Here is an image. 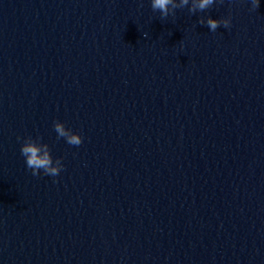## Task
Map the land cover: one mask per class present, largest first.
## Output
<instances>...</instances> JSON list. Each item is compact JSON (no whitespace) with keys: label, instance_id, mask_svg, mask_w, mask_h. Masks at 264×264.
<instances>
[{"label":"water","instance_id":"obj_1","mask_svg":"<svg viewBox=\"0 0 264 264\" xmlns=\"http://www.w3.org/2000/svg\"><path fill=\"white\" fill-rule=\"evenodd\" d=\"M0 264H264V0H0Z\"/></svg>","mask_w":264,"mask_h":264},{"label":"clouds","instance_id":"obj_2","mask_svg":"<svg viewBox=\"0 0 264 264\" xmlns=\"http://www.w3.org/2000/svg\"><path fill=\"white\" fill-rule=\"evenodd\" d=\"M215 2L216 0H180L177 4L176 0H151V8L153 11L158 10L161 18H167L170 14H174V10L178 7L189 6L190 11L197 12L210 8ZM260 2L261 0H251V7L258 8ZM199 23L207 25L209 31L215 32L221 25L227 29L231 24V17L217 19L208 15L206 18L201 17ZM53 127L57 138H63L67 144L79 146L83 143L81 134L66 127L63 121H54ZM20 153L33 176L43 174L55 177L64 167L62 159L54 158L49 145L37 137H24L20 144Z\"/></svg>","mask_w":264,"mask_h":264}]
</instances>
